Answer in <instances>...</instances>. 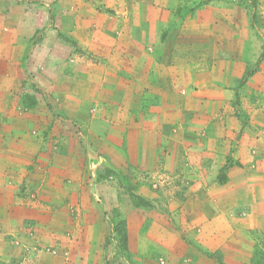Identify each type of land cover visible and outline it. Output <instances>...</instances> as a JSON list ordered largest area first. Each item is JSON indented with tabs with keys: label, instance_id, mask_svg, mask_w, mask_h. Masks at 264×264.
Instances as JSON below:
<instances>
[{
	"label": "rangeland",
	"instance_id": "374dc122",
	"mask_svg": "<svg viewBox=\"0 0 264 264\" xmlns=\"http://www.w3.org/2000/svg\"><path fill=\"white\" fill-rule=\"evenodd\" d=\"M143 2L151 6L157 0ZM74 4L0 0V72L5 73H0V105L14 110V129L0 120V136L13 135L8 144L16 163L13 182L24 202L19 204L31 210L30 216L22 218L21 209L19 218L0 222V264H81L86 250L90 264H168V248L176 241L191 244L199 232L208 239L217 234L226 249H203L210 263L230 264L227 258L264 264V73L258 76L264 66V32L256 0H174L172 29L160 34L171 31L172 48L183 59L173 56L174 63L151 65L154 71L172 69L182 76V83L165 95L135 87L139 64L134 55L106 64L108 49L88 42L92 7ZM200 10L203 21L189 23ZM98 36L105 40L102 33ZM152 56L156 51L148 44L142 51L144 68ZM186 59L190 63L175 62ZM104 65L127 79L116 122L129 116L152 120L158 114L154 109L167 103L186 106L185 118L199 121L198 107L214 109L221 102L225 136L222 143L208 145L217 150L214 156H222L221 162L216 158V174L210 173L214 160H206L209 169L202 176L192 174L187 194V177L139 175L129 160L128 168L120 166L117 151L112 157L92 151L87 133L94 113L93 73ZM247 136V150L255 157L249 173L242 172L245 158L235 156ZM1 137L0 150L6 146ZM246 179L253 191L237 186ZM203 184L207 190L200 192ZM174 195L190 198V210L172 208ZM187 216L204 220L182 223ZM117 227L127 233L128 252L119 248ZM240 248L249 249L245 262L237 255Z\"/></svg>",
	"mask_w": 264,
	"mask_h": 264
},
{
	"label": "crops",
	"instance_id": "0c3cea01",
	"mask_svg": "<svg viewBox=\"0 0 264 264\" xmlns=\"http://www.w3.org/2000/svg\"><path fill=\"white\" fill-rule=\"evenodd\" d=\"M166 1H169L171 8L168 7L169 3ZM73 2L75 3L74 5H77V8L83 5L92 7L90 18L86 25L88 37L91 38L88 39V42H91L96 47L104 46L105 49H108L109 55L107 57L109 59L106 64H110L111 62L112 64L127 62L128 56L131 58L134 55L132 58L136 64H139L138 69L136 68L138 73L134 75L133 80L135 87L137 86L141 91L143 88H148L151 92L163 95L168 90L174 91L176 89L182 81V76L177 75L179 72H174L172 69H167L166 71L158 69L154 71L151 67V65L156 63H174V60L171 59L173 56L183 59L181 58L183 57L182 55L181 57L177 55L171 44L172 33L170 30L172 29V24L169 23L171 22L169 21V16L175 14V10L172 7L175 5L174 0H157V3L154 0L155 3H151V6H148L143 0H73ZM79 2L82 5L78 4ZM256 2L258 4L257 15L261 18L262 31L264 32V0H256ZM98 6L102 8L98 9ZM218 12L214 11V15L223 14L227 16V14ZM203 15L204 11L200 10L197 18L188 22H202L201 16ZM229 15L233 16L232 14ZM188 22H184V24L186 25ZM185 25L183 26L185 27ZM183 26L179 25V29L184 30ZM168 29H170V36L164 37L160 34V32H167ZM100 33L105 37V40H98V34ZM148 44L153 46L158 57L152 56V60L146 64L149 66L144 68L143 62H141L142 51ZM176 47L179 48V44ZM161 53H163L162 56H160ZM158 58L161 59V62ZM181 61L175 60L179 64L190 63L189 59H186L184 62ZM96 68V73H93L94 92L91 94L93 96L94 113L89 117L87 133V144L92 151H101L106 157H112V152L117 151L119 153L117 160L120 166L128 168L129 164L133 163L139 175L150 173L155 175L182 176L187 177L189 180L188 184H190V178L193 173L202 176L209 169L205 164L208 159L214 160L210 173L216 174L215 170L217 169H214V167L217 165V159L221 162L222 156L218 155V158L214 156L213 152H217V150L209 148L208 145L212 142L214 144L222 143V139L225 136L223 129L227 128V121L222 120L221 102L219 103L218 101V105H214V109H210L206 106L207 104L198 107L199 121H196L195 116L185 118V114L189 112L186 106L184 109L182 104L173 105L172 107L167 103L154 109L158 111V114H156L155 118L152 117V120L143 118L136 120L131 119L129 116V118L122 119L124 123L116 122L120 120L116 119L114 112L116 111V106L121 103V97L127 96V79L125 80L121 75H117V72V74H114L108 71V66L106 65ZM262 72L264 73V66L262 71L258 73V76H263ZM1 74L5 73L2 72ZM0 91L2 90L0 89ZM115 94L119 97L117 101L113 97ZM170 110L174 111V114L178 112L181 115L178 114L177 117L171 114L173 112ZM127 111L128 109L124 108L123 112L127 113ZM0 112L4 114L0 120L4 119L5 126L7 128L10 126V129L13 130L14 110L12 107H8L7 104L0 105ZM254 113L255 111H253V116L255 115ZM258 123L262 124L259 121ZM6 136V140H3L0 136L4 144H6L0 150V222L3 220L12 222L16 218H19L21 216V209L23 211L22 218L30 216L31 211L26 206L19 204L24 202L20 198L18 188L14 186L16 163L13 148H9L8 146L9 143L13 144V135H10V137ZM249 138L250 136H247L241 141L237 155H235L237 158L239 156L245 158V160L241 159V162L246 166V170L242 169V172L247 173L251 172V168L248 165H254L252 163L255 159L254 155L247 150L251 144ZM123 153H125V156H123ZM27 156H29V152ZM263 157L264 154L261 155V158ZM233 170L232 175L237 169ZM262 172L264 173V164ZM247 180L237 186L241 188L247 187L246 190L253 191L249 188L250 184L246 183ZM203 185L204 190L200 189V192L207 190V185ZM190 190L191 184L185 187L184 193L188 194ZM181 191L183 189H179L178 192ZM174 192L176 193V190ZM184 193L182 194L184 195ZM200 202L201 199L198 200V205L201 204ZM190 203V198H180L177 195L172 196L170 200V206L174 209L182 207L183 213H185L184 208L187 209L189 207L190 210V207H192ZM217 218L219 217H214L213 219ZM208 219L210 217L207 218V221ZM203 220L202 217L190 218L187 216L186 218H182V223H200ZM214 231L216 230L214 229ZM216 237L217 234L208 239L205 234L199 232L197 238L194 239L195 243L188 241L191 244L185 243L182 245L176 241L172 248H168L166 252L164 251V255L167 256L169 261L168 264H213L210 263V259L207 258L203 249L218 250L220 253H225L226 249L220 246L221 238H219L218 242ZM247 251L249 249L240 248L236 250L237 255L244 257L242 262H245V258L247 259V256H249V252L246 253ZM88 252L89 250H86L84 253L88 258L81 264H90ZM225 260L230 264H240L234 259L226 258ZM61 264L69 263L62 262Z\"/></svg>",
	"mask_w": 264,
	"mask_h": 264
},
{
	"label": "trees",
	"instance_id": "16d2710c",
	"mask_svg": "<svg viewBox=\"0 0 264 264\" xmlns=\"http://www.w3.org/2000/svg\"><path fill=\"white\" fill-rule=\"evenodd\" d=\"M116 230L118 231V242L121 252H128L127 233L119 227Z\"/></svg>",
	"mask_w": 264,
	"mask_h": 264
}]
</instances>
